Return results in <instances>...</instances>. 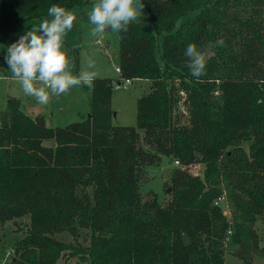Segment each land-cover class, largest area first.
<instances>
[{
	"label": "trees",
	"instance_id": "1",
	"mask_svg": "<svg viewBox=\"0 0 264 264\" xmlns=\"http://www.w3.org/2000/svg\"><path fill=\"white\" fill-rule=\"evenodd\" d=\"M88 1L0 0V33L47 15L52 5ZM142 2L153 33L138 21L118 32L120 77L150 81L137 99L135 126L112 124L115 81L107 77L86 87L90 112L82 121L49 127L14 99L0 112V221L29 218L9 264H56L65 252L83 264H223L233 222L230 241L240 244V256L256 249L252 223L264 215V0ZM192 12L162 37L158 59L159 36ZM190 43L211 52L199 79L184 56ZM179 91L185 120L174 113ZM163 157L180 165L170 173V197L159 201L141 186L147 167ZM200 162L204 180L184 168ZM222 177L239 221L215 204ZM64 233L78 242L57 237ZM245 235L252 242L244 243Z\"/></svg>",
	"mask_w": 264,
	"mask_h": 264
},
{
	"label": "rangeland",
	"instance_id": "2",
	"mask_svg": "<svg viewBox=\"0 0 264 264\" xmlns=\"http://www.w3.org/2000/svg\"><path fill=\"white\" fill-rule=\"evenodd\" d=\"M94 0H89L81 6L68 8L75 16L73 28L64 37V45L62 50L66 52L69 59V67L73 75H78L82 71H94L96 77L111 78L116 83V79H120V74L116 72L115 67L119 65V42L118 32H108L104 34L103 45L96 38L90 36V24L87 14L91 9ZM196 12L189 13L180 17L171 31L163 32L158 39V47L156 48V57L159 59L160 42L163 36L174 33L179 25L185 21L194 18ZM148 11L144 6L140 18L137 20L146 30L153 33V26L148 19ZM44 19H50L48 15H44L33 21H23L10 27L6 32L0 33V112L5 110L10 100H16L19 109L29 117L42 115L45 123L49 127H62L70 123L84 120L90 112V93L86 87H73L67 94L59 97H52L47 106L37 104L35 99L25 97L21 87L17 81L12 79V74L8 69V65L4 59L6 48L16 42L26 31L38 27L39 23ZM76 47V48H74ZM77 49V61L75 60V51ZM210 51L205 53L209 54ZM94 62V67H87L89 61ZM150 81L145 79H131L130 84L126 88H113L111 97V108L113 110V125H131L136 124V102L137 99L149 90ZM178 85L176 84V87ZM180 100L174 107L176 113L181 120L186 119L185 104L182 103L184 96L181 91L178 93ZM46 146H54L53 139L43 140ZM247 149V143L243 144ZM176 165L173 159L163 157L158 166L150 165L147 167L149 179L141 186V191L146 193L152 190L157 194L159 201H166L170 196L166 192L169 188L170 173ZM188 173L198 176L204 180V164H190ZM221 177V176H220ZM219 186H221L224 196L221 202L222 214L234 221H239L238 213L234 215V206L226 188L224 178H220ZM149 192V191H148ZM28 216H23L15 220L0 221V264H9L11 255L13 254V241L25 234V226L28 224ZM232 223V222H231ZM230 223V224H231ZM234 223V224H233ZM231 224L232 231L235 222ZM248 221L244 222L247 227ZM255 234L256 249L249 248L242 256L238 253L240 244L232 243L230 236L233 233L227 232L228 238L224 239L223 245V264H264V215L255 216L252 223ZM245 233V227L241 228ZM58 238H62L66 242L76 244L78 240L68 233L57 234ZM85 231H81L79 241L85 244L87 241ZM244 243L252 242L248 235L243 237ZM56 264H83L77 254L63 253L57 259Z\"/></svg>",
	"mask_w": 264,
	"mask_h": 264
},
{
	"label": "clouds",
	"instance_id": "3",
	"mask_svg": "<svg viewBox=\"0 0 264 264\" xmlns=\"http://www.w3.org/2000/svg\"><path fill=\"white\" fill-rule=\"evenodd\" d=\"M142 0H94L87 18L90 36L103 45L108 32H126L130 23L140 18ZM50 19L42 20L38 27L26 31L6 48L5 61L25 97L35 99L37 104L47 106L52 97L67 94L73 87L93 86L94 71H82L73 75L69 59L62 50L64 37L73 28L76 16L58 5L48 8ZM223 47V39L216 42ZM184 56L191 76L199 79L205 75L206 57L195 44H188ZM87 67H94L89 61Z\"/></svg>",
	"mask_w": 264,
	"mask_h": 264
},
{
	"label": "built area",
	"instance_id": "4",
	"mask_svg": "<svg viewBox=\"0 0 264 264\" xmlns=\"http://www.w3.org/2000/svg\"><path fill=\"white\" fill-rule=\"evenodd\" d=\"M116 71L120 74V69H119V67H116ZM130 82H131V79H128V78H120L119 79V81H117L116 83H115V88H120V87H122V88H126V85H128V84H130ZM181 93H183V91H181ZM184 94V93H183ZM174 164L176 165V166H179L180 165V163H179V161L178 160H174ZM188 167H189V165L188 166H186V167H184V168H187L188 169ZM223 200H224V196H223V194L222 195H220L217 199H216V201H215V204H221V202H223Z\"/></svg>",
	"mask_w": 264,
	"mask_h": 264
},
{
	"label": "water",
	"instance_id": "5",
	"mask_svg": "<svg viewBox=\"0 0 264 264\" xmlns=\"http://www.w3.org/2000/svg\"><path fill=\"white\" fill-rule=\"evenodd\" d=\"M89 116V114L87 115V117ZM182 234V240L184 243H188L189 242V237L184 233V232H181ZM189 264H192L191 262Z\"/></svg>",
	"mask_w": 264,
	"mask_h": 264
},
{
	"label": "crops",
	"instance_id": "6",
	"mask_svg": "<svg viewBox=\"0 0 264 264\" xmlns=\"http://www.w3.org/2000/svg\"><path fill=\"white\" fill-rule=\"evenodd\" d=\"M116 67H118V66H116ZM116 67H115V70H116ZM117 72V71H116ZM118 73V72H117Z\"/></svg>",
	"mask_w": 264,
	"mask_h": 264
}]
</instances>
